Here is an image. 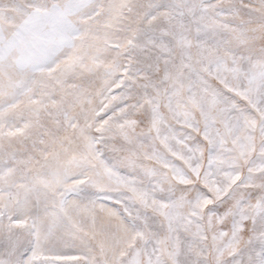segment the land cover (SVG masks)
<instances>
[{
    "label": "snow or ice",
    "instance_id": "snow-or-ice-1",
    "mask_svg": "<svg viewBox=\"0 0 264 264\" xmlns=\"http://www.w3.org/2000/svg\"><path fill=\"white\" fill-rule=\"evenodd\" d=\"M0 264H264V0H0Z\"/></svg>",
    "mask_w": 264,
    "mask_h": 264
}]
</instances>
